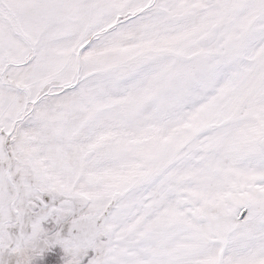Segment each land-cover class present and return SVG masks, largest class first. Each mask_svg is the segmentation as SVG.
I'll return each mask as SVG.
<instances>
[{
    "label": "snow or ice",
    "instance_id": "6c2138e0",
    "mask_svg": "<svg viewBox=\"0 0 264 264\" xmlns=\"http://www.w3.org/2000/svg\"><path fill=\"white\" fill-rule=\"evenodd\" d=\"M0 264H264V0H0Z\"/></svg>",
    "mask_w": 264,
    "mask_h": 264
}]
</instances>
